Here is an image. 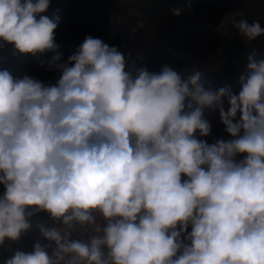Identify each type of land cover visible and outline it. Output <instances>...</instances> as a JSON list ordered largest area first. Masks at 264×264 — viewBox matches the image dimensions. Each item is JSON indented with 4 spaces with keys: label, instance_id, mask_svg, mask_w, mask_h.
<instances>
[{
    "label": "clouds",
    "instance_id": "clouds-1",
    "mask_svg": "<svg viewBox=\"0 0 264 264\" xmlns=\"http://www.w3.org/2000/svg\"><path fill=\"white\" fill-rule=\"evenodd\" d=\"M50 5L0 0V49L61 73L45 85L0 67V247L38 234L4 264H264V56L238 93L91 35L64 60ZM229 24L264 35L243 11ZM207 109L228 139H204Z\"/></svg>",
    "mask_w": 264,
    "mask_h": 264
},
{
    "label": "trees",
    "instance_id": "trees-1",
    "mask_svg": "<svg viewBox=\"0 0 264 264\" xmlns=\"http://www.w3.org/2000/svg\"><path fill=\"white\" fill-rule=\"evenodd\" d=\"M239 4L240 0H191L192 11L189 12L186 0H138L137 5L144 19L143 27L135 36L125 28L115 33L108 31V18L114 0H51L45 14L50 17L53 14L59 16L56 42L60 45L64 60L76 51L86 36L91 35L110 46L118 47L120 51L130 47L133 41H138L143 47L144 64L150 70H158L164 63L183 69L192 66L196 60H203L222 45L216 28L224 15ZM173 8L182 9V15H172ZM253 52L258 57L264 56L263 48L252 47L238 61L224 62L216 70L206 73L205 86H228L238 93L239 78L245 72L248 57ZM0 54L5 56L6 66L13 71L14 76L28 74L45 85H52L61 74L40 66L39 59L47 57L20 55L11 45L0 49ZM205 116L211 122L212 135L204 139L212 142L215 138L228 137L217 110L207 109ZM37 237L36 231L27 233L20 240L12 242V246L15 250L31 251ZM11 255L0 247V264H4Z\"/></svg>",
    "mask_w": 264,
    "mask_h": 264
},
{
    "label": "built area",
    "instance_id": "built-area-1",
    "mask_svg": "<svg viewBox=\"0 0 264 264\" xmlns=\"http://www.w3.org/2000/svg\"><path fill=\"white\" fill-rule=\"evenodd\" d=\"M137 1L138 0H114V6L108 18V27L110 28L111 33H115L121 28L127 29L130 34L134 36L140 32L141 28L143 27L144 14L139 9ZM130 52L132 53L133 58H135L137 55L143 57L142 63H144L143 47L140 43H136ZM194 64L198 65L202 71L206 72L207 61L196 60ZM191 67L192 66L187 68ZM187 68H183L181 70ZM228 138L229 137H226L225 139ZM34 219L47 220V215L40 214V216ZM34 231L35 229L30 232ZM2 247L9 252H13V246L11 241H6Z\"/></svg>",
    "mask_w": 264,
    "mask_h": 264
},
{
    "label": "crops",
    "instance_id": "crops-1",
    "mask_svg": "<svg viewBox=\"0 0 264 264\" xmlns=\"http://www.w3.org/2000/svg\"><path fill=\"white\" fill-rule=\"evenodd\" d=\"M237 11H243L246 15V18L249 23L252 21H259L260 25L262 28H264V0H240V4L233 8L232 10L228 11L225 15L230 16L234 14ZM223 18V20H224ZM221 24V23H220ZM220 26V25H219ZM219 26L216 28L217 33L219 34L222 44L232 38L235 35H239L235 29L231 27V25H226L224 28H222L220 31L217 29ZM240 36V35H239ZM241 37V36H240ZM244 43L249 46L250 48L252 47H260L264 49V35H261L260 37L256 38L255 40L252 41H247L243 37H241ZM221 47V46H220ZM217 48L214 52L210 53V69H207L205 74L214 71L216 69H213L215 66V63H218L219 66L223 64L225 59L223 58L221 48Z\"/></svg>",
    "mask_w": 264,
    "mask_h": 264
},
{
    "label": "water",
    "instance_id": "water-1",
    "mask_svg": "<svg viewBox=\"0 0 264 264\" xmlns=\"http://www.w3.org/2000/svg\"><path fill=\"white\" fill-rule=\"evenodd\" d=\"M108 31L110 32L109 27ZM220 48L223 58L227 63L238 61L243 56H245L251 49L244 43V41L239 35H235L232 38L226 40Z\"/></svg>",
    "mask_w": 264,
    "mask_h": 264
},
{
    "label": "rangeland",
    "instance_id": "rangeland-1",
    "mask_svg": "<svg viewBox=\"0 0 264 264\" xmlns=\"http://www.w3.org/2000/svg\"><path fill=\"white\" fill-rule=\"evenodd\" d=\"M224 18V17H223ZM223 20V19H222ZM222 22V21H221ZM136 43H139L138 41H133L132 44L130 45V47H128L127 49L123 50L122 52H125V53H128L131 51V49L133 48V46L136 44ZM5 56L2 57V55L0 54V67L2 68H7L11 73H13V71L10 70L9 67L6 66V63L5 60L6 58H4ZM202 61H207V69H210L211 66L210 65V54L204 58ZM214 68L213 69H217L219 67V64L218 63H215L214 64ZM13 75H15L13 73ZM15 251V249L13 248V252ZM13 252L11 251L10 253L13 254Z\"/></svg>",
    "mask_w": 264,
    "mask_h": 264
}]
</instances>
